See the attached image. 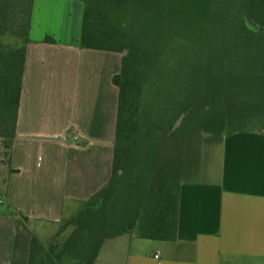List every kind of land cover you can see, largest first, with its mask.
Returning <instances> with one entry per match:
<instances>
[{"label":"crops","instance_id":"obj_1","mask_svg":"<svg viewBox=\"0 0 264 264\" xmlns=\"http://www.w3.org/2000/svg\"><path fill=\"white\" fill-rule=\"evenodd\" d=\"M84 10L34 0L13 148L0 138V264H30L33 238L112 179L123 56L81 48ZM189 137L176 240L113 235L95 264H264V129Z\"/></svg>","mask_w":264,"mask_h":264},{"label":"trees","instance_id":"obj_2","mask_svg":"<svg viewBox=\"0 0 264 264\" xmlns=\"http://www.w3.org/2000/svg\"><path fill=\"white\" fill-rule=\"evenodd\" d=\"M232 49L250 64L264 63V0H234ZM81 48L121 54V72L113 84L119 90L113 173L107 188L81 204L72 221L75 232L58 260L77 251L86 233L101 234L88 248L83 264H95L105 240L132 234L141 240L175 241L178 231L185 142L188 135L224 132L225 112L205 121L195 113L192 95L183 102L165 101V65L170 53L158 35L136 37L113 24L111 14L147 11V0H84ZM34 0H0V138L13 148L23 92ZM212 17L230 10L215 5ZM12 38L15 44L4 43ZM47 43H54L51 38ZM238 53V54H237ZM224 77L217 76L220 84ZM188 94V92H187ZM187 137V138H186ZM33 238L30 264L44 250ZM56 246L50 253L56 251ZM49 252L41 264H52ZM55 264V263H53Z\"/></svg>","mask_w":264,"mask_h":264},{"label":"rangeland","instance_id":"obj_3","mask_svg":"<svg viewBox=\"0 0 264 264\" xmlns=\"http://www.w3.org/2000/svg\"><path fill=\"white\" fill-rule=\"evenodd\" d=\"M234 4V0H147V11L115 12L111 17L116 27L133 36L158 35L164 49H170L169 63L165 65V101L176 97L178 102H183L185 96L192 95L194 111L205 121L218 112H225L223 131L262 130L264 63H246L229 44L235 21L231 9ZM215 5L231 13L216 17L214 22ZM3 41L5 44L17 42L12 38ZM218 75L224 77L220 84L216 80ZM192 135L196 134L187 137ZM82 211L83 206L73 207L61 224L52 228L42 242L39 240L43 253L49 252L53 263L83 264L88 248L101 237V234L86 233L83 242L77 244L76 252L58 260L56 254L65 248L75 232L71 223ZM53 246L57 250L50 253ZM43 253L34 264L42 263Z\"/></svg>","mask_w":264,"mask_h":264},{"label":"built area","instance_id":"obj_4","mask_svg":"<svg viewBox=\"0 0 264 264\" xmlns=\"http://www.w3.org/2000/svg\"><path fill=\"white\" fill-rule=\"evenodd\" d=\"M156 258H159V256H157Z\"/></svg>","mask_w":264,"mask_h":264}]
</instances>
